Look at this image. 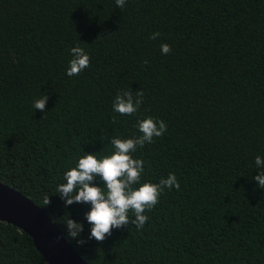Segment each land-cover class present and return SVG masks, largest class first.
<instances>
[{
    "label": "trees",
    "instance_id": "1",
    "mask_svg": "<svg viewBox=\"0 0 264 264\" xmlns=\"http://www.w3.org/2000/svg\"><path fill=\"white\" fill-rule=\"evenodd\" d=\"M77 45L90 66L69 77ZM124 91L134 101L144 93L134 115L113 111ZM43 96L44 110L34 108ZM149 116L167 131L132 153L144 161L141 182L173 173L180 188L164 189L142 229L129 213L97 241L90 204L65 205L56 187L78 157L111 154V139L140 135L137 121ZM262 171L264 0H0V181L88 264H264ZM67 215L83 244L66 238ZM0 264L47 263L0 221Z\"/></svg>",
    "mask_w": 264,
    "mask_h": 264
},
{
    "label": "clouds",
    "instance_id": "2",
    "mask_svg": "<svg viewBox=\"0 0 264 264\" xmlns=\"http://www.w3.org/2000/svg\"><path fill=\"white\" fill-rule=\"evenodd\" d=\"M122 8L125 0H115ZM159 32L152 34L151 39L159 36ZM162 54H168L171 47L164 43L160 45ZM72 59L66 74L71 77L79 75L90 66V56L79 46L70 49ZM134 101L130 91L118 92L113 111L120 115H134L143 102V91L138 92ZM46 96L34 101L33 107L44 110ZM115 121V118H113ZM140 135L131 138L111 139L112 151L109 155L97 157L92 153H84L78 157L74 167L68 168L63 173L64 182L56 187L65 205L76 203L90 204L86 212V220L91 225L90 237L97 241H103L106 235H111L113 228L129 224V213L135 216L132 223L136 228L142 229L148 217L145 212L151 210L157 203L165 188L171 190L180 185L175 174L170 173L167 178H161L158 183L148 181L141 182L144 173V161L134 158L138 147L152 143L154 137H160L167 131V125L163 120L152 117L139 119L136 124ZM257 166L262 164L260 156L255 157ZM99 177L102 184L93 181ZM259 187L264 189V171L255 176ZM49 196L43 199V206L50 204ZM63 224L67 229L66 238L76 239L78 244L84 241L78 239L82 232V225L74 221L69 215L64 217Z\"/></svg>",
    "mask_w": 264,
    "mask_h": 264
},
{
    "label": "water",
    "instance_id": "3",
    "mask_svg": "<svg viewBox=\"0 0 264 264\" xmlns=\"http://www.w3.org/2000/svg\"><path fill=\"white\" fill-rule=\"evenodd\" d=\"M0 221L26 233L47 264H88L37 204L2 181Z\"/></svg>",
    "mask_w": 264,
    "mask_h": 264
}]
</instances>
